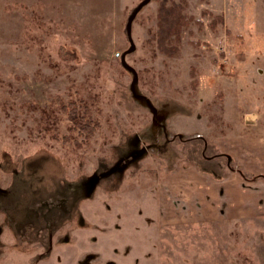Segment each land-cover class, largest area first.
<instances>
[{"label": "rangeland", "instance_id": "rangeland-1", "mask_svg": "<svg viewBox=\"0 0 264 264\" xmlns=\"http://www.w3.org/2000/svg\"><path fill=\"white\" fill-rule=\"evenodd\" d=\"M245 110L264 132V0H0V264H264V215H160Z\"/></svg>", "mask_w": 264, "mask_h": 264}, {"label": "crops", "instance_id": "crops-1", "mask_svg": "<svg viewBox=\"0 0 264 264\" xmlns=\"http://www.w3.org/2000/svg\"><path fill=\"white\" fill-rule=\"evenodd\" d=\"M257 115L247 110L226 114L225 126L233 118L238 123L213 137L220 156L226 157L233 169L217 175L214 170L189 164L171 171L163 186L166 198L160 204V215L166 222L177 217L236 219L264 215V132ZM197 118L198 122L206 119Z\"/></svg>", "mask_w": 264, "mask_h": 264}, {"label": "trees", "instance_id": "trees-1", "mask_svg": "<svg viewBox=\"0 0 264 264\" xmlns=\"http://www.w3.org/2000/svg\"><path fill=\"white\" fill-rule=\"evenodd\" d=\"M165 22H167V25L166 26L164 25L165 29L170 31V30H174L173 28H175V26L171 27V24H176L175 22H177V20L176 19H169L168 21H165ZM166 32H168V31H166ZM76 107L77 106L74 104L73 101L70 102L69 106L65 105V104L63 106V108L68 113L69 119L73 122L75 128H77V126H78V128L81 131L85 132L86 136L92 134L94 129H95V123L91 122V119L86 117L84 114H80L77 111Z\"/></svg>", "mask_w": 264, "mask_h": 264}]
</instances>
